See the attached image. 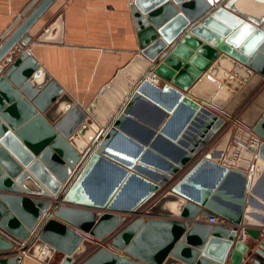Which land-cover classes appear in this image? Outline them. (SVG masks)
Instances as JSON below:
<instances>
[{
  "label": "water",
  "instance_id": "1",
  "mask_svg": "<svg viewBox=\"0 0 264 264\" xmlns=\"http://www.w3.org/2000/svg\"><path fill=\"white\" fill-rule=\"evenodd\" d=\"M54 1L0 39V264H264V0H133L137 49L87 106L27 49Z\"/></svg>",
  "mask_w": 264,
  "mask_h": 264
},
{
  "label": "crops",
  "instance_id": "2",
  "mask_svg": "<svg viewBox=\"0 0 264 264\" xmlns=\"http://www.w3.org/2000/svg\"><path fill=\"white\" fill-rule=\"evenodd\" d=\"M32 1L0 0V39ZM132 1L55 0L30 28L31 40L27 46L30 54L78 104L89 105L99 89L113 79L136 51ZM261 85L258 88H264ZM137 217L144 216H134ZM242 242L252 250L257 246L249 236ZM60 259L61 255H56L51 264H57ZM246 261L244 255L241 264ZM22 264L41 263L24 256Z\"/></svg>",
  "mask_w": 264,
  "mask_h": 264
},
{
  "label": "built area",
  "instance_id": "3",
  "mask_svg": "<svg viewBox=\"0 0 264 264\" xmlns=\"http://www.w3.org/2000/svg\"><path fill=\"white\" fill-rule=\"evenodd\" d=\"M156 83L157 84L159 82L158 78H156ZM234 144H237L236 141H234ZM238 144L240 145V150H246V149H252V150H256L259 145L261 144V139L258 138L257 136L251 135L246 139L245 143H240L238 142ZM191 164V163H190ZM190 164L188 166H186L185 168H183L180 172L176 173L175 176H172L171 178V183L173 184L174 182H176L190 167ZM151 202H147L141 209L140 211L138 210L136 213L134 214H128L131 216V218H134V216H136L137 214H141V216H144L143 214V210L150 204ZM142 212V213H141ZM195 222L197 223H202V224H209V225H218V226H223V227H232L235 226L239 229H243V225H234L229 221H226L218 216H213V217H197L195 220ZM263 233H264V228L262 229ZM245 236H247L245 233L242 234L241 239L240 240H244ZM109 238H106L104 240L98 241L96 243V247H107L106 246V242H108Z\"/></svg>",
  "mask_w": 264,
  "mask_h": 264
},
{
  "label": "bare ground",
  "instance_id": "4",
  "mask_svg": "<svg viewBox=\"0 0 264 264\" xmlns=\"http://www.w3.org/2000/svg\"><path fill=\"white\" fill-rule=\"evenodd\" d=\"M156 78H157V77H156V76H153V74H151V75H149V76L147 77L148 80L153 81V82H157V81H156ZM241 241H242V240H241Z\"/></svg>",
  "mask_w": 264,
  "mask_h": 264
},
{
  "label": "rangeland",
  "instance_id": "5",
  "mask_svg": "<svg viewBox=\"0 0 264 264\" xmlns=\"http://www.w3.org/2000/svg\"><path fill=\"white\" fill-rule=\"evenodd\" d=\"M159 85H161V81L159 82ZM142 113L146 114V109H142ZM161 194H157L152 200L155 201Z\"/></svg>",
  "mask_w": 264,
  "mask_h": 264
}]
</instances>
